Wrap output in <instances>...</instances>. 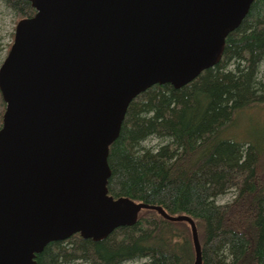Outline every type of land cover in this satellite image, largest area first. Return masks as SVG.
Listing matches in <instances>:
<instances>
[{"label": "water", "instance_id": "95a60500", "mask_svg": "<svg viewBox=\"0 0 264 264\" xmlns=\"http://www.w3.org/2000/svg\"><path fill=\"white\" fill-rule=\"evenodd\" d=\"M0 64V264H36L50 242L98 241L141 210L114 199L109 146L126 109L155 84L178 89L221 58L253 0H29Z\"/></svg>", "mask_w": 264, "mask_h": 264}, {"label": "trees", "instance_id": "16d2710c", "mask_svg": "<svg viewBox=\"0 0 264 264\" xmlns=\"http://www.w3.org/2000/svg\"><path fill=\"white\" fill-rule=\"evenodd\" d=\"M19 21L29 0H0ZM10 45H8V48ZM2 48L0 45V57ZM1 64V58H0ZM5 104L0 95V126ZM264 0L225 38L220 60L175 89L155 84L128 105L109 146L114 199L160 207L195 223L202 264H264ZM259 115V116H258ZM231 198L218 203L220 198ZM36 264H193L190 226L141 210L135 224L94 241L48 243Z\"/></svg>", "mask_w": 264, "mask_h": 264}, {"label": "rangeland", "instance_id": "374dc122", "mask_svg": "<svg viewBox=\"0 0 264 264\" xmlns=\"http://www.w3.org/2000/svg\"><path fill=\"white\" fill-rule=\"evenodd\" d=\"M17 20L15 15L4 6L2 2H0V45L2 48L1 52V62L3 61L4 57L7 55L9 48L8 45L11 46L13 41V33L15 30V25L17 24ZM261 117H264V113H260ZM259 116V115H258ZM245 132L246 135L249 132H255L256 135L263 138L264 136V127L262 128L260 125H245ZM230 196L227 195L226 197L220 198L218 203H224L230 200ZM126 264H141V262H130Z\"/></svg>", "mask_w": 264, "mask_h": 264}]
</instances>
